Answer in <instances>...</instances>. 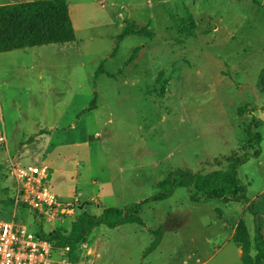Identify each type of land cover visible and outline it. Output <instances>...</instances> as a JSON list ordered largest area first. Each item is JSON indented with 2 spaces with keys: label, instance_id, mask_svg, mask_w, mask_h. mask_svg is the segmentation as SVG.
Returning <instances> with one entry per match:
<instances>
[{
  "label": "rangeland",
  "instance_id": "1",
  "mask_svg": "<svg viewBox=\"0 0 264 264\" xmlns=\"http://www.w3.org/2000/svg\"><path fill=\"white\" fill-rule=\"evenodd\" d=\"M66 2L74 42L0 54L7 140L0 146V219L31 233L69 231L82 213L98 216L158 195V183L176 171L215 170L247 146L251 123L261 153L238 178L249 182L252 212L246 202L193 203L190 194L200 193L179 186L167 200L142 205L144 226L101 225L70 255L91 264H241L231 242L239 222L253 242L257 213L264 237V93L257 88L264 0ZM132 27L144 32L119 41ZM9 160L46 165L47 186L59 198L75 191L84 201L100 198L85 201L69 223L35 221L15 207ZM157 231L160 242L147 252ZM60 254L66 251L55 248Z\"/></svg>",
  "mask_w": 264,
  "mask_h": 264
},
{
  "label": "trees",
  "instance_id": "2",
  "mask_svg": "<svg viewBox=\"0 0 264 264\" xmlns=\"http://www.w3.org/2000/svg\"><path fill=\"white\" fill-rule=\"evenodd\" d=\"M143 32L142 29L135 27L125 28L118 40L122 41L127 36L140 35ZM74 41L75 33L66 0H31L0 5V54L34 47L65 45ZM97 73H101V70L99 69L96 75ZM257 88L264 93V68L258 77ZM93 108L94 102L81 114ZM239 110L240 108L237 111ZM251 128V123L244 128L248 139L247 146L239 149L229 158H221L214 164L215 170L207 174L176 171V174H169L158 183L160 193L156 196L124 209H103L98 216L82 213L69 224V231L62 227L50 233L39 231L35 234L50 242L54 248H56L57 241L65 243L68 254L76 255L77 248L87 241L96 227L104 225L109 229H114L124 224L144 226L139 216L142 205L167 200L171 197L173 189L179 186L186 187L188 190L193 188L200 193L197 196L190 194V200L193 203L213 200L224 204L247 203V187L238 178V170L249 160L258 158L260 155L261 138L258 133L251 132ZM255 148L256 152H251ZM18 208L23 212L27 210L23 206ZM247 211L252 212L251 204L247 207ZM33 219L36 221L35 214H33ZM160 239V231H157L154 233V240L147 252L153 251ZM231 242L241 250V264H264V237L256 226H254L252 242L246 226L240 221ZM252 252L256 254L255 257L251 255Z\"/></svg>",
  "mask_w": 264,
  "mask_h": 264
},
{
  "label": "built area",
  "instance_id": "3",
  "mask_svg": "<svg viewBox=\"0 0 264 264\" xmlns=\"http://www.w3.org/2000/svg\"><path fill=\"white\" fill-rule=\"evenodd\" d=\"M0 146L7 147L0 105ZM8 170L14 180L15 207L23 206L45 222L66 223L81 208L82 195L59 198L48 186V169L44 165L19 166L9 160ZM15 208V209H16ZM55 248L47 240L31 233L25 226L0 219V264H91L66 254L54 256Z\"/></svg>",
  "mask_w": 264,
  "mask_h": 264
},
{
  "label": "crops",
  "instance_id": "4",
  "mask_svg": "<svg viewBox=\"0 0 264 264\" xmlns=\"http://www.w3.org/2000/svg\"><path fill=\"white\" fill-rule=\"evenodd\" d=\"M4 5H7V4H4ZM13 52V51H12ZM11 52H8V53H3V54H10ZM0 105H1V103H0ZM37 135V137H38V135L40 136V134L39 133H37L36 134ZM46 135V134H45ZM261 153V152H260ZM260 156V155H259ZM259 158V157H258ZM258 158H255V160H257ZM14 161V160H13ZM38 160H37V158L36 159H34V162H37ZM246 164V163H245ZM32 165V164H31ZM45 167L47 168V166L45 165ZM242 167V166H241ZM48 169V177H49V168H47ZM59 172H62V171H59ZM58 172V173H59ZM247 180V179H246ZM246 180L243 182L245 185H246V187H248V185H249V182H248V184H246L247 182H246ZM248 181V180H247ZM75 192H77V191H75ZM75 192H73L71 195H73ZM79 193L82 195V198L84 197V194L82 193V192H80L79 191ZM70 195V196H71ZM70 196H68V197H70ZM68 197H66V198H68ZM100 198V195L99 194H97V195H95V196H91L90 198H86V200L85 201H87V200H89L90 202H95V200H97V199H99ZM246 198H247V207L251 204L252 205V203L254 202L255 203V200L254 199H249L248 197H247V190H246ZM63 199H65V198H63ZM84 201V200H83ZM84 201V202H85ZM83 202V203H84ZM82 203V204H83ZM82 207V206H81ZM81 209H83V208H81ZM103 211V210H102ZM255 217H256V219H255ZM264 224V223H263ZM262 224H259V222H258V219H257V213H256V215L254 216L253 215V226H258V227H260ZM261 231H263V229L261 228ZM235 255H236V257H237V259L240 261V256H241V250H240V248H238V247H236L235 246Z\"/></svg>",
  "mask_w": 264,
  "mask_h": 264
},
{
  "label": "water",
  "instance_id": "5",
  "mask_svg": "<svg viewBox=\"0 0 264 264\" xmlns=\"http://www.w3.org/2000/svg\"><path fill=\"white\" fill-rule=\"evenodd\" d=\"M55 247L58 249H64L66 247L65 243H61L60 241H57L55 243Z\"/></svg>",
  "mask_w": 264,
  "mask_h": 264
}]
</instances>
